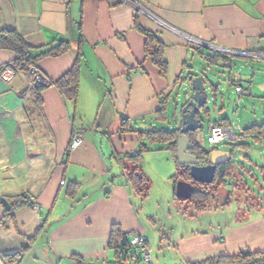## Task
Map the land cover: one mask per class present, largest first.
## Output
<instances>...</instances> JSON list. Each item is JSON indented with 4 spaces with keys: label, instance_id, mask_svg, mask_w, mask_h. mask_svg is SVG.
<instances>
[{
    "label": "crops",
    "instance_id": "0c3cea01",
    "mask_svg": "<svg viewBox=\"0 0 264 264\" xmlns=\"http://www.w3.org/2000/svg\"><path fill=\"white\" fill-rule=\"evenodd\" d=\"M138 1L150 16L122 0H0V29L16 30L32 47L69 43L64 53L37 62L48 80L61 77L79 55L83 60L75 105L54 86L41 90L39 102L24 71L9 69L8 80L0 76V254L24 249L17 264H78L73 256L114 262L108 239L115 225L130 242L141 234L150 247L147 222L124 174L130 166L124 156L136 151L138 139L135 132L120 131V125L124 121L134 130L157 126L161 97L178 88L188 92V81L179 87L176 79L191 72L190 60H201L205 50L264 64V58L222 51L264 55V0ZM144 32L154 33L164 45L165 78L145 54ZM15 58L11 50L0 49V74ZM210 100L216 101L214 94ZM168 105L169 99L166 116ZM74 130L82 133V141L67 152ZM197 132L204 149H231L229 144L203 146ZM22 194L31 197L36 210L23 204L11 211ZM263 194L253 202L242 197L223 231L217 230L220 236L181 237L182 264L203 260L200 254L264 251ZM0 264L7 263L0 258Z\"/></svg>",
    "mask_w": 264,
    "mask_h": 264
},
{
    "label": "rangeland",
    "instance_id": "374dc122",
    "mask_svg": "<svg viewBox=\"0 0 264 264\" xmlns=\"http://www.w3.org/2000/svg\"><path fill=\"white\" fill-rule=\"evenodd\" d=\"M228 64L231 65V69L221 64L210 65L199 58H194L193 61L190 60L192 74L202 75L210 83L219 87V91L215 96L216 101H208V117L207 115L202 117L203 125L197 132L198 139L203 146H208L206 136L209 124L221 118L235 121L241 128L264 121V64L258 65L249 59L242 58H231ZM232 81H238L246 91L251 90L255 94L238 96L234 91ZM177 94L179 96L178 101H176ZM186 94L187 91L180 88L174 91L169 98L168 120L167 122L158 121L157 127L172 128L176 122L180 121L181 107L187 97ZM208 96H212V93ZM175 104L177 109L174 107ZM146 123L148 124V122ZM145 128L144 126L142 129ZM221 149L230 151L229 146H224ZM262 150L264 148L261 144L253 143L247 151L235 149L232 157L236 176L239 177L238 173L240 171L242 174L244 173L243 179L248 190L252 191L255 196L257 193L262 192L255 182L256 178L259 184L263 185V176L260 172V167L264 166V156L261 155ZM240 153L243 154V159L240 158ZM248 158L257 167L250 164ZM240 165L244 168H252V175L246 174ZM140 166L149 181V191L143 199L137 196L138 208L140 216L147 222L153 264L184 263L177 241L189 233L220 236V232L223 231L221 227L228 224L226 219H230L229 216L243 204L244 198L242 199V197L245 194L239 189L230 187L231 182L227 181V184L220 187L219 194L223 197H218L217 202H212L214 205L216 203L217 208L204 210L197 216L192 217V208L189 203L179 201L174 196L171 177L176 173V161L171 152L165 149V145L149 144L148 151L142 155ZM226 192H231L228 201H225ZM236 195H239V197H236ZM218 229L222 231L218 232ZM217 245L216 242H213V246L216 247ZM198 257H203L201 258L203 260L208 258L207 254H200ZM138 264L144 263L140 261Z\"/></svg>",
    "mask_w": 264,
    "mask_h": 264
},
{
    "label": "trees",
    "instance_id": "16d2710c",
    "mask_svg": "<svg viewBox=\"0 0 264 264\" xmlns=\"http://www.w3.org/2000/svg\"><path fill=\"white\" fill-rule=\"evenodd\" d=\"M145 35V44L144 51L146 56L151 58V61L158 69L159 75L163 78L166 77L168 72V63L164 58V45L158 40L156 35L152 32H144ZM70 45L66 40H58L47 44L44 47H32L28 45L23 36L19 34L14 29H0V49H8L14 52L16 58L2 67L3 69H12L14 72L24 71L29 75V66H34L37 68V62L46 56H57L69 49ZM202 59L208 62L210 65H217L219 61L224 66L231 68V65L228 64L231 57L227 54H221L214 51H203L200 53ZM82 58L79 55L75 58L72 66L68 71H66L61 77L56 80H48L40 71L46 79V84L34 83L31 87V90L34 96L37 97V100L40 102V92L48 86H54L58 89L64 99L73 105L76 104L79 94V83H80V72L82 65ZM191 72H186L183 76H179L176 79L175 85L181 86L184 82L191 77ZM232 84L235 87L237 85L241 86L238 81H232ZM242 87V86H241ZM243 88V87H242ZM244 90V88H243ZM216 91H219L218 85L213 84L210 88V93L216 96ZM245 94V90H244ZM243 94V95H244ZM171 96V95H170ZM170 96L161 97V109L158 111L157 119L159 121H166V106ZM241 96V95H238ZM209 111V110H208ZM207 115V114H206ZM177 123V122H176ZM212 123H217L223 126L230 125V121L227 118H221ZM150 128L134 130L132 126L126 125L123 123L120 125V131L126 132H135L138 139V147L133 153H128L124 156L127 162L130 164L128 167H124L125 182L129 185L134 193L141 199L145 198L148 195L149 191V181L146 175L143 173L140 161L144 152L148 151L149 144H162L165 145V149L170 151L172 156L176 161V173L172 175L171 179L173 186H175L178 180L190 181L194 185V192L190 199L179 201H186L189 203L192 208V217L197 216L200 212L208 210L211 208H217L212 202H217L218 197L221 198L219 194L220 187L227 184V181H230V187L241 190L247 201L253 202L257 200L260 194L257 193L256 196L248 190L246 182L243 179V174L240 171L238 173L239 177L235 174L234 160L232 159L234 149L238 148L240 150L247 151L253 145V143H259L264 148V121L261 123H253L247 127L241 128L236 131L238 134V141L235 143H230L231 145V157L226 161L220 163L215 170L214 179L210 184L203 183H193L189 176L188 169L185 165L178 163L176 158L177 152V140L179 138L180 132L175 124L172 128H160L157 126H150ZM189 142H190V153L194 155H200L201 158L206 154V150L197 142L195 139V133L187 132L186 133ZM71 149V144L67 152ZM261 155L264 156V150L261 151ZM243 156V154H242ZM244 157V156H243ZM264 158V157H263ZM248 161L253 166L257 167L256 164L248 158ZM241 166V165H240ZM244 172L248 175H252V168H244L241 166ZM260 172L263 176V185L259 184L258 179L255 178V182L259 190L264 191V166L260 167ZM254 176V175H253ZM252 176V177H253ZM74 188H71L70 191H73ZM174 191V188H173ZM250 192V193H248ZM73 193V192H71ZM231 193V192H230ZM251 194V195H249ZM264 195V194H263ZM175 196V195H174ZM239 197V195H237ZM257 198V199H256ZM29 205L32 206L33 202L31 197L28 194H22L17 200L16 204L11 207H18L20 205ZM189 212V211H187ZM185 212V214H188ZM11 214V212H10ZM189 215V214H188ZM108 247L114 251L116 260L114 262H104L110 264H138L141 261L140 255L136 252L135 248L131 245L129 235L125 232H122L121 229L115 225L111 228L110 236L108 239ZM24 249L15 252L14 254L4 255L0 254L4 261L7 264H17L18 260L22 256ZM73 260L78 264L83 263L84 261L79 256H73ZM221 263H235V264H264V251H239L231 255H220L216 257H208L205 260L198 262L187 263V264H221Z\"/></svg>",
    "mask_w": 264,
    "mask_h": 264
},
{
    "label": "water",
    "instance_id": "95a60500",
    "mask_svg": "<svg viewBox=\"0 0 264 264\" xmlns=\"http://www.w3.org/2000/svg\"><path fill=\"white\" fill-rule=\"evenodd\" d=\"M203 48L208 49L207 44H201ZM192 74V73H191ZM189 89L183 106L181 107L179 121V138L177 140L176 158L179 164L185 165L188 169L189 176L193 183L210 184L214 179L216 167L230 158L229 151L206 150V154L202 156L190 153V142L186 135L187 132L196 133L203 125V116L208 114V89L213 83L202 75L192 74L187 79ZM209 88V89H210ZM194 185L190 181L178 180L174 186V195L177 199L188 200L194 192ZM229 192H226L225 201L228 199ZM224 201V203H225ZM5 208L9 206L4 199H1ZM82 264H105L94 262H83ZM110 264V263H106ZM224 264V263H221ZM235 264V263H225Z\"/></svg>",
    "mask_w": 264,
    "mask_h": 264
},
{
    "label": "built area",
    "instance_id": "2783aa9c",
    "mask_svg": "<svg viewBox=\"0 0 264 264\" xmlns=\"http://www.w3.org/2000/svg\"><path fill=\"white\" fill-rule=\"evenodd\" d=\"M122 1H127L131 3L139 12L147 16H150L149 11L138 0H122ZM222 51L226 53L243 55L247 57L264 58L263 54H258V53L233 51V50H226V49H223ZM28 70L30 74L29 75V79H30L29 86L30 87H32L34 83L46 84V79L42 75L39 74L36 67L29 66ZM10 75H11V71L8 68L3 69L0 74L1 78L4 80H8L10 78ZM235 92L238 95L244 94L243 88L239 85L235 87ZM238 130H239V127L236 126L235 123L230 122V125L228 126H223L217 123H210L209 128H208V134L206 136L207 144L210 146V148L214 149L217 146H221L223 144L235 143L239 139L238 134L236 133V131ZM81 141H82V133L74 130L72 133L71 147L78 146L81 143ZM61 183L63 184L64 181H61ZM32 208L36 210L37 206L33 204ZM131 245L135 248L136 252L140 255L141 261L144 264H153L152 263L153 261L152 251H151V248L147 245V241L144 236H142L141 234H135L131 238ZM0 258H2L1 255H0Z\"/></svg>",
    "mask_w": 264,
    "mask_h": 264
}]
</instances>
